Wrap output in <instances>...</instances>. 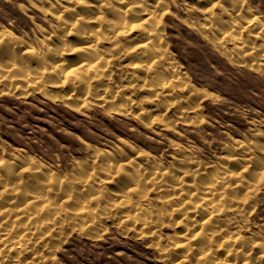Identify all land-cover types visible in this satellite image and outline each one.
Listing matches in <instances>:
<instances>
[{
    "label": "rangeland",
    "instance_id": "obj_1",
    "mask_svg": "<svg viewBox=\"0 0 264 264\" xmlns=\"http://www.w3.org/2000/svg\"><path fill=\"white\" fill-rule=\"evenodd\" d=\"M131 1L132 30L103 43L98 32L121 0H0V53L12 50L0 57V208L40 196L21 207L39 230L27 229L32 220L1 222L0 239L18 237L1 264L21 244L18 264H264L253 245L264 237V175L254 171L264 160V0ZM83 3L103 20H80ZM154 7L147 19L143 9ZM84 32L95 47L74 50L64 59L75 67H61L50 48L79 46ZM230 172L256 185L237 198L228 189L212 215L200 198L217 203L219 192L203 186ZM177 179L198 193L175 200ZM200 217L203 229L179 246Z\"/></svg>",
    "mask_w": 264,
    "mask_h": 264
},
{
    "label": "bare ground",
    "instance_id": "obj_2",
    "mask_svg": "<svg viewBox=\"0 0 264 264\" xmlns=\"http://www.w3.org/2000/svg\"><path fill=\"white\" fill-rule=\"evenodd\" d=\"M138 3H139V1H137V2H132L131 0H121V2L119 3V7L118 8H116V7H114V8H112L111 9V12L113 13V15L116 17V20H106V21H103V27H105V34H103V33H99L98 32V36L99 37H102L105 41H103V43L104 42H106V41H108L109 43L111 42H113L114 43V41H116V39L117 38H119L118 36L120 35L119 33V31H120V29H121V32H128V31H130V30H132V21H130V23L128 22V21H124V20H126L125 19V17H126V13H128V11H130V9L132 10L133 8L135 9H137V6H139L138 5ZM91 4V3H90ZM87 5V4H85V3H83V5H82V7L85 9V10H87V12L89 13V15L87 16V15H84V13L83 14H80L82 17L81 18H79L80 20H84L85 22H87V23H92V22H98L99 20H103L102 19V17L103 16H101V15H97V16H95L94 17V15H93V13H91V11H92V9H94V8H96L93 4H91V5ZM154 10L152 11V10H150V9H143V11H142V13H143V15H145V16H147V19H150V18H154V16H155V14H156V11H155V9H156V7H154L153 8ZM64 10L66 11V10H69L68 9V7H64ZM96 10H97V8H96ZM67 12V11H66ZM212 12V11H211ZM90 13H91V16H90ZM140 13H141V11H140ZM79 15V16H80ZM138 15H139V13H138ZM144 16V17H145ZM237 17V16H236ZM138 18V17H137ZM238 18V17H237ZM77 21V20H76ZM140 21V20H139ZM143 21H146V20H144L143 19ZM100 22V21H99ZM136 22H137V20H136ZM239 22V21H238ZM230 23V22H229ZM74 24V23H73ZM158 24V23H157ZM66 27H70L71 25H68V24H66L65 25ZM248 28L249 27H251V26H247ZM252 27H254V26H252ZM64 29H66V28H64ZM68 29V28H67ZM250 29V28H249ZM69 30V29H68ZM119 30V31H118ZM85 31V30H84ZM152 31V30H151ZM66 32V31H65ZM86 32V31H85ZM82 33V34H84L82 37H80V40H81V42H79V46H69L68 47V45L66 44V45H64L60 50H58L57 48H55V47H52V48H50V52H52V53H56L58 56V59H59V57L60 58H63L64 59V57L66 56V55H69V54H71L74 50H77V51H80V53L81 52H87L88 51V49H91V47H93L94 45H90V43H93V42H96V38H95V36H93L92 34H87V33ZM68 33V32H67ZM69 33H70V31H69ZM91 33V32H90ZM121 34H123V33H121ZM155 35V34H154ZM68 36V35H67ZM152 38V37H151ZM254 38H255V36H254ZM98 39V38H97ZM150 39V38H149ZM148 39V40H149ZM263 39V38H262ZM147 40V39H146ZM100 41H102V40H100ZM146 42V41H145ZM238 42V41H237ZM98 43H99V40H98ZM140 43H142V44H144V40H141L140 41ZM77 44V43H76ZM75 44V45H76ZM94 44V43H93ZM97 45V44H96ZM5 46V47H4ZM3 47H4V49H3V51L0 53V57L2 58L3 56L4 57H9L11 54H12V50L10 49V47H7L6 45H4ZM95 47V46H94ZM75 52V51H74ZM77 53H79V52H77ZM75 54H76V52H75ZM82 54V53H81ZM84 54V53H83ZM262 54V53H261ZM73 55V54H72ZM264 56V55H263ZM68 57V56H67ZM10 58V57H9ZM55 58V57H54ZM57 59V58H56ZM76 59V58H75ZM11 61V60H10ZM74 61V60H73ZM54 62V61H53ZM56 62V61H55ZM54 62V63H55ZM61 62H63V64L62 65H60L61 67L62 66H64L65 68H67L68 66H67V64L68 65H70L71 67L70 68H72V67H75V65H76V63H75V61L72 63V61L70 60V61H68V60H61ZM77 63H78V61H76ZM52 63V62H51ZM59 63V62H58ZM75 63V64H74ZM13 64V63H12ZM53 64V63H52ZM56 64V63H55ZM72 64V65H71ZM91 64V63H90ZM11 65V64H10ZM16 65V64H15ZM50 65V64H49ZM54 65V64H53ZM83 65V64H82ZM86 65V64H85ZM12 66V65H11ZM13 66H14V64H13ZM56 67H58L57 65H55ZM89 66V65H88ZM6 67V66H5ZM9 67V66H8ZM7 67V68H8ZM52 66L50 65V68H51ZM54 67V66H53ZM55 67V68H56ZM77 67V66H76ZM81 67H83V66H81ZM84 67H86V66H84ZM91 67V66H90ZM93 67V66H92ZM91 67V68H92ZM6 68V69H7ZM13 68V67H12ZM45 68V67H44ZM70 68L68 69V70H70ZM91 68H89V70H91ZM107 68V67H106ZM58 69V68H57ZM81 69V68H80ZM142 68H141V65H137V70H141ZM24 70V67H20V69H19V72L21 73V71H23ZM28 70V69H27ZM62 70V69H61ZM73 70H74V68H73ZM78 70V69H77ZM16 71V70H15ZM26 70H24V72L22 73V75L21 74H18V76H24V77H26L27 75H25L26 74V72H25ZM42 71H43V69H42ZM49 71H50V69H49ZM52 71H55V69H53ZM64 71V70H63ZM71 71V70H70ZM81 71V70H80ZM88 71V70H87ZM86 71V72H87ZM98 71V70H97ZM4 73V72H3ZM40 73V72H39ZM61 73V72H60ZM78 73H79V71H78ZM94 73V72H93ZM41 74V73H40ZM87 74V73H86ZM58 75H59V72H58ZM66 75V74H65ZM64 75V76H65ZM83 75H84V73H83ZM32 76H34V75H32ZM43 76V74L39 77V78H41ZM63 76V77H64ZM66 76H69V75H66ZM72 76V75H71ZM75 76V75H74ZM78 76H80V75H78ZM62 77V78H63ZM81 77V76H80ZM0 78H2V77H0ZM16 78V77H15ZM29 78V77H28ZM43 78V77H42ZM61 78V77H60ZM71 78V77H70ZM82 78V77H81ZM80 78V79H81ZM14 79V78H13ZM25 79V78H24ZM31 79V78H30ZM58 79V78H57ZM65 79V78H64ZM66 79H68V77L66 78ZM41 80V79H40ZM50 80V79H49ZM83 80V79H82ZM18 81V80H17ZM56 81V80H55ZM62 81V80H61ZM30 82H32V81H30ZM38 82V81H37ZM58 81H56V83H57ZM55 83V82H54ZM32 84H33V82H32ZM64 84V83H63ZM34 85V84H33ZM62 85V84H61ZM36 86V85H35ZM56 86V85H55ZM14 87V86H13ZM35 88V87H34ZM13 89V88H12ZM14 89H15V87H14ZM18 90V89H17ZM31 90V89H30ZM16 91V90H15ZM16 93V92H15ZM103 104V103H102ZM105 105H106V103H105ZM105 107V106H104ZM118 107V106H117ZM123 108V107H122ZM121 110V107H120V109H115L114 108V111H120ZM123 110V109H122ZM154 111V110H153ZM120 113V112H119ZM247 152V151H246ZM248 161V160H247ZM253 161V160H252ZM255 161V160H254ZM248 163H249V161H248ZM248 163H245L242 167H241V169H242V172H245V171H247L249 168H250V165L248 164ZM256 164L254 165V166H258V168L257 169H254V171L255 170H259V172H257L258 173V175L260 174L261 176H263L264 175V160H259V161H257V162H255ZM256 168V167H255ZM249 171V170H248ZM242 172H240V174L239 173H235V172H230V176L227 178V176H225V178L223 177V179H221V178H218V179H220V180H218V179H215L214 180V182H211L210 184H208V186H207V189H205V186H203V190L202 191H206V193H208V192H212L213 194L212 195H214L215 194V191H218L219 192V203L217 202H213V200L212 199H208V198H206V197H202V198H200V201H201V203L202 204H204V205H208L211 209H214V211L213 212H211L212 213V215L215 213V212H217V213H219V212H221V208H222V201H224L225 199H227L228 198V196H234L235 198H237L238 197V195L237 194H235L236 193V190L237 189H242V190H244V191H248L247 193L248 194H250V192L252 191V188H253V186L254 185H256V184H246L247 186L245 187L244 185H243V183H245L244 182V179L242 180V179H240V176H241V173ZM188 173H192L193 174V170L192 171H185L184 173H180V175L181 174H183V175H188ZM252 173H254V172H252ZM256 173V174H257ZM175 174V173H174ZM179 174V173H178ZM184 176V177H185ZM194 176V178H193V182H195V179H196V177H195V175H193ZM17 177V176H16ZM183 177V176H182ZM189 177V176H188ZM258 177H260V176H258ZM176 178H178V176L176 177ZM229 178H234L235 180H232V182H230V179ZM244 178V177H243ZM256 178V177H255ZM236 179H238V180H236ZM253 179H254V177H253ZM253 179H251L252 180V182L254 181ZM1 180V179H0ZM201 180V179H200ZM258 181L259 182V180H258V178H256L255 179V181ZM3 181V180H2ZM21 181V180H20ZM105 181V180H104ZM174 181H175V179H174ZM247 181V180H246ZM249 182H250V180H248ZM196 183V182H195ZM251 183V182H250ZM257 183V182H256ZM264 183V182H263ZM13 184V183H12ZM17 184H20V182L19 183H17ZM259 184V183H258ZM182 185V183H181V180H179V179H177L176 180V183H174L173 184V187H172V190H177L178 188V190H180V188H183V187H180ZM205 185H207V184H205ZM17 186V185H16ZM8 187H10V186H8V184L6 183L5 184V186L4 187H2L3 189L5 188V189H8ZM12 188V187H11ZM10 188V189H11ZM15 188V187H14ZM202 188V187H201ZM201 188H199V189H201ZM233 188H234V190H233ZM16 189V188H15ZM228 189H230V190H233V192H232V194H228L227 192H228ZM255 189V188H254ZM13 190V189H12ZM17 190V189H16ZM190 190L191 191H189V190H184V189H181L180 191H178L176 194H173V195H170L171 197H175V200H176V196H174V195H177L178 196V198H179V195H180V197L183 195V196H185V197H192L193 195H194V193H195V195L198 193L197 191H198V189L197 188H195V184H190ZM193 190V191H192ZM229 190V191H230ZM15 191V190H14ZM13 191V194L15 193L16 194V192L17 191H15L14 192ZM170 191V190H169ZM255 191H257V190H255ZM8 192V191H7ZM12 192V191H11ZM174 192V191H173ZM34 193V192H33ZM205 193V194H206ZM238 193V192H237ZM240 193V192H239ZM3 195L4 194V192L2 193V191L0 192V195ZM36 193H34L33 195H31V197H29V199H25V200H23V201H25L24 203H19V201H14V199H13V201L12 202H10L9 204L7 203V207L5 206V207H2V208H0V226H1V222H5L6 220L8 221H10V224L11 225H15L16 226V224H19V223H21L24 219H25V221L26 222H24V223H27L29 220H32L31 221V224H30V221L28 222L30 225H28V226H30L29 228H27V229H29V230H31L32 232H34V231H37V230H39V226H38V224L36 225V223H37V221H35V222H33V220H34V217H36V215L34 216L33 215V217H28V216H25L24 217V215H23V212H22V206H28V205H30V204H32V203H34L35 201H39L40 200V196H39V193H38V191H37V194L35 195ZM209 194V193H208ZM216 194H218V193H216ZM236 195H237V197H236ZM218 196V195H217ZM117 197H119V195H117ZM233 197V198H234ZM241 197V196H240ZM246 197H249L248 195L246 196ZM251 197H252V195H251ZM250 197V198H251ZM177 198V199H178ZM174 199V198H173ZM180 199V198H179ZM213 199H215V198H213ZM239 199V198H238ZM237 199V200H238ZM241 199V198H240ZM239 199V200H240ZM244 199V198H243ZM243 199H241L242 201H240L241 203V205H244V204H242L243 203V201L244 200H246L247 198H245L244 200ZM12 200V199H11ZM184 200V199H183ZM217 200V199H216ZM22 201V202H23ZM229 201V200H228ZM233 201V200H232ZM247 202L249 201V200H246ZM121 202H123V201H121ZM226 201H224V203H225ZM239 202V201H238ZM3 203V202H2ZM11 203H13V204H11ZM52 203V202H51ZM25 204V205H24ZM180 204V203H179ZM239 204V203H238ZM245 204H248V203H245ZM49 205V204H48ZM180 205H182V202H181V204ZM9 206V207H8ZM31 206V205H30ZM86 206H87V204H86ZM129 206V205H128ZM233 207V206H232ZM246 206H244V208H245ZM23 208H25V207H23ZM51 208V207H50ZM54 208V207H53ZM180 208H182V207H180ZM243 208V209H244ZM135 209V208H134ZM232 209V208H231ZM26 210H27V207H26ZM42 210V209H41ZM51 210V209H50ZM181 210V209H180ZM235 212H238V213H240L241 211H240V209L239 208H235V209H233ZM40 211V210H39ZM86 211V210H85ZM176 211V210H175ZM185 211V210H184ZM205 212H207V211H204V213ZM232 212V211H231ZM216 213V214H217ZM210 214V213H209ZM208 214V215H209ZM182 215H185V214H182ZM212 215H210L211 216V218H212ZM199 217V216H198ZM204 217V216H203ZM203 217L201 218L200 217V219L198 220V221H194V222H192V226H189V227H187V234H188V236L187 235H185V236H181L182 237V239H181V241H180V243H179V246L181 245L182 247H189V245H187V244H189L191 241H192V238H194L195 236H197L196 235V233H197V231H198V229L200 228V229H203L202 227V225H201V223L202 222H204L203 220ZM3 220V221H2ZM5 220V221H4ZM28 220V221H27ZM191 220V219H190ZM193 220H195V219H193ZM7 221H6V223H7ZM23 223V224H24ZM27 223V224H28ZM93 223V222H92ZM3 225V224H2ZM22 225V223L20 224V226ZM149 225V224H148ZM10 226V225H9ZM18 226V225H17ZM23 226V225H22ZM14 226H12L11 228H13ZM62 227V226H61ZM1 228L2 227H0V233L2 234V230H1ZM9 228V227H8ZM215 228H217V227H215ZM215 228H213V230H211V232H213L214 233V235L217 233H219V231H217ZM3 229H5V228H3ZM215 229V230H214ZM6 230L8 231L9 229H7L6 228ZM25 230H26V228H25ZM29 230H27V232L29 231ZM34 230V231H33ZM11 232V231H10ZM30 233L31 235L33 234V233ZM6 234V237L4 238L3 236V238H1L0 239V255L2 254V252L3 251H8V252H13V248L11 247L12 246V244L13 243H11V244H9L10 243V241H12V239L13 238H15V236H16V234H15V236L13 235V232H12V234H8L7 232L5 233ZM27 234H29V233H27ZM26 233H25V235H27ZM199 234V233H198ZM204 234V233H203ZM12 235H13V238H12ZM31 235H29V236H31ZM212 235V234H211ZM210 235V236H211ZM235 235V234H234ZM10 236H11V238H10ZM20 236V235H19ZM23 236V235H22ZM21 236V237H22ZM150 236V235H149ZM191 236V237H190ZM207 236V235H206ZM237 235H235V238L233 237V239H232V237H231V243L233 244L232 246L234 247L235 245H238V237H236ZM239 236V235H238ZM17 237V236H16ZM27 237V236H26ZM188 237H190V238H188ZM216 237V236H215ZM18 238V237H17ZM196 238V237H195ZM208 238V237H207ZM210 238V237H209ZM211 238H212V236H211ZM23 239V238H22ZM196 240V239H195ZM13 242V241H12ZM17 242V241H16ZM205 243V242H204ZM17 244V243H16ZM254 246H256V247H261V251L259 252V253H261V257L262 258H264V237H262V238H260L258 241H256V243H254L253 244ZM178 246V245H177ZM176 246V247H177ZM178 246V247H179ZM22 247V248H21ZM21 247H18L16 250L14 249V253H12V254H15L16 253V255H14L15 257H10V256H4L3 255V259L5 258V257H9L10 259H11V261H10V263H8V264H18L19 263V255H21V253L23 252H25V248H23V247H25L24 245H22L21 244ZM236 247V246H235ZM242 247V246H241ZM256 247H254V248H256ZM244 250H245V248L244 247H242ZM241 248V249H242ZM32 249V248H31ZM17 250H19L18 252H17ZM24 250V251H23ZM28 250V249H27ZM190 250H192V249H190ZM189 250V251H190ZM208 251H209V249L208 250H201L200 251V254H201V256H203V257H207L206 255H207V253H208ZM249 251H251V250H247L246 251V254H247V252H249ZM239 252H240V250H239ZM243 252V251H242ZM241 252V253H242ZM209 253H210V251H209ZM259 253H258V255H259ZM244 254V253H243ZM205 255V256H204ZM247 256V255H246ZM6 259V258H5ZM237 259V258H236ZM28 260V259H27ZM26 260V261H27ZM30 260V259H29ZM34 260V259H33ZM188 260V259H187ZM200 260V259H199ZM247 260V259H246ZM3 261V260H2ZM2 261H0V264L2 263ZM219 261V260H218ZM218 261H216V263L217 264H220V262H218ZM24 262V261H23ZM33 262L34 261H30L29 263H28V261H27V264H33ZM39 262V261H38ZM26 264V263H25ZM35 264H39V263H37V262H35ZM212 264V263H211ZM213 264H215V261L213 262ZM234 264H237V263H234ZM239 264V263H238ZM240 264H248V262H246L245 260H243L242 262H240Z\"/></svg>",
    "mask_w": 264,
    "mask_h": 264
}]
</instances>
